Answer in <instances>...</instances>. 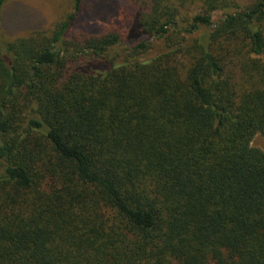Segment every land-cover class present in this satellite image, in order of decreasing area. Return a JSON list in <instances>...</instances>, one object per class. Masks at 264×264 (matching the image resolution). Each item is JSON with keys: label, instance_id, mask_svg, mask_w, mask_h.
Returning a JSON list of instances; mask_svg holds the SVG:
<instances>
[{"label": "trees", "instance_id": "1", "mask_svg": "<svg viewBox=\"0 0 264 264\" xmlns=\"http://www.w3.org/2000/svg\"><path fill=\"white\" fill-rule=\"evenodd\" d=\"M188 1L1 45L0 264H264V0Z\"/></svg>", "mask_w": 264, "mask_h": 264}, {"label": "rangeland", "instance_id": "2", "mask_svg": "<svg viewBox=\"0 0 264 264\" xmlns=\"http://www.w3.org/2000/svg\"><path fill=\"white\" fill-rule=\"evenodd\" d=\"M127 0H84L78 18L74 22V31L88 30L91 33H99L105 23L116 24L123 32L127 33L131 27L128 22L129 14L125 12ZM242 4H247L251 0H239ZM75 0H8L2 13L0 22V47L2 44L10 42L18 37L30 35L34 31L43 30L50 33L55 24L67 17L74 11ZM121 9L124 12L121 13ZM200 5L194 6L187 2L183 11L189 15L200 12ZM132 13V12H131ZM27 15L30 20L19 22L18 15ZM222 14L219 10L213 17L217 20ZM73 32V30H72ZM145 36L140 34L135 27L124 43L135 44ZM163 44L161 41L155 42L153 49L148 53L153 56L158 53ZM252 145L264 151V136L257 134Z\"/></svg>", "mask_w": 264, "mask_h": 264}]
</instances>
